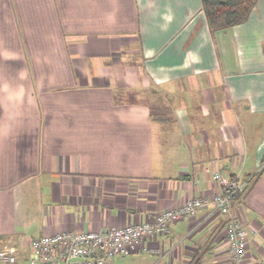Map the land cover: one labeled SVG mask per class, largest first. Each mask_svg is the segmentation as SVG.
<instances>
[{"label":"crops","instance_id":"1","mask_svg":"<svg viewBox=\"0 0 264 264\" xmlns=\"http://www.w3.org/2000/svg\"><path fill=\"white\" fill-rule=\"evenodd\" d=\"M264 0L210 32L200 0H0V248L142 223L264 166ZM233 204L264 263V172ZM134 264H227L211 206Z\"/></svg>","mask_w":264,"mask_h":264},{"label":"built area","instance_id":"2","mask_svg":"<svg viewBox=\"0 0 264 264\" xmlns=\"http://www.w3.org/2000/svg\"><path fill=\"white\" fill-rule=\"evenodd\" d=\"M213 181L218 185L211 195H198L181 205L158 212L151 220L142 223L110 227L105 231H67L44 234L29 240L32 263L37 264H108L115 256L137 251L147 236L168 233L172 221L189 219L196 209L211 206L225 216V240L228 246L227 264H243L246 254L247 233L237 218L233 204L244 196L247 179L222 175L215 171ZM0 264H16L12 247L0 248ZM256 264H264L262 261Z\"/></svg>","mask_w":264,"mask_h":264},{"label":"trees","instance_id":"3","mask_svg":"<svg viewBox=\"0 0 264 264\" xmlns=\"http://www.w3.org/2000/svg\"><path fill=\"white\" fill-rule=\"evenodd\" d=\"M257 2L258 0H200V7L208 23V28L212 32L216 29H223L245 22ZM263 172L264 166L259 173H256L252 178H248L247 188L252 183L251 181Z\"/></svg>","mask_w":264,"mask_h":264},{"label":"rangeland","instance_id":"4","mask_svg":"<svg viewBox=\"0 0 264 264\" xmlns=\"http://www.w3.org/2000/svg\"><path fill=\"white\" fill-rule=\"evenodd\" d=\"M133 254L125 255V256H115L110 259L108 264H134L133 262Z\"/></svg>","mask_w":264,"mask_h":264}]
</instances>
